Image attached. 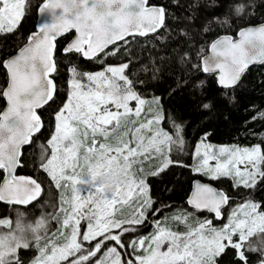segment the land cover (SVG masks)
Segmentation results:
<instances>
[{"label": "snow or ice", "instance_id": "1", "mask_svg": "<svg viewBox=\"0 0 264 264\" xmlns=\"http://www.w3.org/2000/svg\"><path fill=\"white\" fill-rule=\"evenodd\" d=\"M30 6L31 0H0V34L16 31ZM209 7L219 5L189 0L187 14L179 18L186 29L177 35L190 39L196 20L208 33L219 20L216 15H202ZM254 8L252 0L230 5L236 16L251 14ZM38 11L43 17L38 32L30 34L17 55L0 61L8 80L0 91L8 105L0 112V202L28 205L44 192L41 181L16 173L25 163L24 146L33 143V136L45 127L37 111L45 106L54 108L53 125L47 147L38 145V167L56 189L61 193L70 190L71 196L60 197L57 213L62 218L50 214L60 224L51 236L43 215L27 225L19 219L15 226L10 219L0 220V226L9 229L0 233V264H25L20 250L31 248L38 254L28 264H224L229 256L231 264H253L250 254L257 255L256 264H264V206L251 198L258 186L264 188V149L259 144L216 148L206 143L208 133L195 150L192 170L210 180L231 179L233 189L246 190V198L232 207L230 194L196 182L188 204L196 211L214 214L215 220L224 219V208H231L226 223L217 227L213 219L190 221L191 214L179 215L171 219L185 226L182 232L154 220L149 236L122 239L125 233L137 231L149 212L155 217L160 211L153 208L149 179L185 166L178 158L184 150V126L165 113L162 97L146 99L136 90L135 84L144 82L125 74L129 63L107 65L97 72H82L78 63L115 56L129 43V36L167 30L166 8L150 5L149 0H44ZM226 24L227 19L219 20L218 26ZM73 30L75 35L62 49L68 61V95L57 105V85L52 78L58 71L56 40ZM238 37L215 39L209 45L211 55L192 67L215 74L221 89L237 88L250 66L264 65V26L243 28ZM187 59L185 52L180 62ZM160 71L154 68L152 79ZM191 87L203 90L205 82L194 80ZM222 95L230 103L235 100L227 92ZM201 107L213 110L214 102H202ZM258 117L264 119V112ZM165 120L171 133L162 127ZM106 175H119L123 180L112 188L104 183ZM125 207L132 209L127 217ZM82 221H86L83 233ZM109 241L114 244L108 245ZM128 248L132 258H122Z\"/></svg>", "mask_w": 264, "mask_h": 264}, {"label": "trees", "instance_id": "2", "mask_svg": "<svg viewBox=\"0 0 264 264\" xmlns=\"http://www.w3.org/2000/svg\"><path fill=\"white\" fill-rule=\"evenodd\" d=\"M43 1L31 0V6L16 31L0 34V61L12 57L27 42L30 34L36 30L38 6ZM188 2L189 0H179V2L177 0H149L151 5L166 8L168 13L165 21L167 30L162 28L157 33L146 37H130L127 39L129 43L122 47L120 52L115 56L105 57L102 62L81 59L78 63V70L82 72H97L103 70L107 65L129 63L125 74L129 75L133 81L144 82L135 84L136 90L145 98L162 97L161 102L164 105L165 113H170L178 122L183 123L185 143L184 150L179 153L178 158L185 166L170 168L160 177L149 179L151 195L154 200L153 208H159L160 211L155 217L149 212L148 220L162 216L161 213L184 212L189 207L187 198L194 180H207L206 177L192 170L195 149L205 133H208V139L211 142L217 144H238L240 146L260 144L264 149V139L259 137L264 132V119L258 117L259 113L264 112V65L249 69L240 86L228 90L218 86L214 75L206 74L192 67V64L201 61L208 52L210 43L216 38L222 35H231L236 38L239 30L263 23L264 0H252L255 5L254 11L244 16H236L231 12L230 5L234 4L236 0H201V3L208 5L214 3L219 5V7H209L204 10L202 15L206 14L209 17L216 15L219 20L227 19L228 24L218 26V20L211 26L208 33H204L201 30V21H193L196 28L191 29L190 39L184 35H177L182 29H186L185 22L179 18L187 14L185 8ZM225 13L227 15H224ZM71 37L72 34L60 39L55 51L58 71L53 73L52 77L57 85V105L62 104L68 95V61L62 55V49ZM119 44H123V42ZM185 52L188 53V59L181 63L180 57ZM154 68L161 70L156 74V79H152ZM194 80H203L205 88L203 90L193 89L191 84ZM185 81L188 83L185 84ZM7 83V72L0 66V91L6 87ZM170 92L171 95H169ZM223 92L234 96V102L230 103L227 97L222 95ZM209 100L214 102V109L204 110L201 103ZM4 107L5 101L0 96V112ZM53 111L54 108L48 106L39 111L42 120L45 121V127L33 137V143L24 148L25 163L18 171L19 174L32 175L41 181L44 192L37 201L25 208L0 202V219L9 217L14 219L23 216L25 219L35 221L43 215L49 221L51 220L50 214L57 213L60 191L52 185L47 174L38 167V158L41 153V148L38 145L42 144L47 147V140L52 131ZM254 116L258 118L253 119ZM162 127L170 133L173 131L167 120ZM48 151L50 152V148ZM173 155L176 156L177 153L174 151ZM2 175L0 173V177ZM209 181L233 197L230 203L238 198L241 200L246 198V190L233 189L230 179ZM251 198L261 202L264 206V188L258 186L257 190L251 194ZM148 220L139 226L137 231L125 233L122 239L130 240L133 237H143L149 228ZM222 221L213 219L214 225H219ZM252 239L256 241L257 237ZM94 242L92 244H95ZM88 246L90 247V245ZM128 250L130 251V248ZM122 252L125 256L127 255V252ZM250 257L253 264H256L257 255L250 254ZM231 260V256L224 258V264H231Z\"/></svg>", "mask_w": 264, "mask_h": 264}, {"label": "rangeland", "instance_id": "3", "mask_svg": "<svg viewBox=\"0 0 264 264\" xmlns=\"http://www.w3.org/2000/svg\"><path fill=\"white\" fill-rule=\"evenodd\" d=\"M146 99H151V98H146ZM134 103L135 102H133V105H134ZM204 137H205V135L203 136V138L202 139H204ZM260 138H262V139H264V132H262L261 134H260V136H259ZM201 139V140H202ZM206 143H208V144H211V145H213L214 147H216V148H218V147H220V146H232V145H238V144H228V145H222V144H217V143H214V142H211L209 139H208V135H207V139H206ZM200 145V142L198 143V145H197V147ZM254 145H257V144H254ZM260 145V144H259ZM238 146H240V145H238ZM251 146H253V145H248V146H241V147H251ZM196 147V148H197ZM196 150V149H195ZM195 153V152H194ZM193 158H194V162H193V167H195V163H196V157H195V155L193 156ZM147 164L145 165V167L147 168ZM203 177H205V176H203ZM206 179H208L207 177H206ZM221 179H223V178H221ZM225 179V178H224ZM226 179H229V178H226ZM208 180H210V179H208ZM231 180V179H230ZM232 181V180H231ZM232 183H233V181H232ZM60 191V190H59ZM61 195H64L66 198L67 197H70L71 196V192H70V190L69 191H67V192H64V193H61V191H60V197H61ZM241 202H243V200H241L240 198H238V199H236V200H234L233 202H231V205H232V207H235L237 204H239V203H241ZM59 206H60V200H59ZM58 206V207H59ZM124 211V217H127L130 213H131V211H132V209H130V208H127V207H125V209L123 210ZM230 211H231V208H228L226 211H225V217H224V219H223V221L219 224V225H216L217 227H219V226H221V225H223L224 223H226V221H227V217H228V215L230 214ZM58 216H60L61 218H62V214H59V213H56ZM149 214V213H148ZM162 214V216H159L158 218H154V220H157V221H162V222H164V223H167L170 227H172L174 230H176V231H184L185 230V226L181 223V224H177L176 222H174L171 218L172 217H175V216H179V215H188V214H191L190 216H189V220L190 221H195V220H197V219H199V220H204V219H213L211 216H208V215H199L198 213H196V211L195 210H193V209H190L189 207L187 208V209H185L184 210V212H179V211H177V212H173V213H171V212H167V213H161ZM5 219H10V220H12V222H13V226H15V222L17 221V219H19L23 224H25V225H27V224H33V223H35V221L38 219H35V221L33 220V219H25V218H23V216L22 217H15L14 219L13 218H5ZM148 219H149V217H148ZM147 219V220H148ZM0 220H3V219H0ZM146 220V221H147ZM154 220H148L149 221V228H147V232H146V234L144 235V236H149L153 231H154V228H155V225H154V223H153V221ZM54 221V222H53ZM56 221V222H55ZM55 223V224H53V223ZM143 225V224H142ZM142 225H140V226H142ZM60 227V224H59V222H58V220H56V219H51V220H47V228H48V234H49V236H51L52 235V233L53 232H56V230L58 229ZM139 227V226H138ZM52 228V229H51ZM80 228H81V232L83 233V231L85 230V228H86V221H82L81 222V226H80ZM7 231H9V229L8 228H6V227H3V226H0V233H2V232H7ZM65 232H68L69 231V229H65L64 230ZM132 239H137V237H133ZM132 239H130V240H132ZM61 241L60 240H57V243H60ZM93 242V241H92ZM94 243H96V241L94 242ZM114 244V242H111V241H109L108 242V245H113ZM86 246H88V245H86ZM119 250V249H118ZM105 251V248H102L101 249V252L103 253ZM122 251V250H121ZM132 252V249L130 248V251L128 250L127 251V255L125 256L124 255V253L122 252V258H128V259H131L132 257L131 256H129L128 255V253H131ZM38 254V252H37V250L35 249V248H31V249H29V250H23V249H21L20 250V256H21V258L25 261V264H28V262L29 261H31L36 255ZM136 254H139V253H136ZM98 256H100L101 254H97ZM102 258V257H101ZM66 263V262H65Z\"/></svg>", "mask_w": 264, "mask_h": 264}, {"label": "water", "instance_id": "4", "mask_svg": "<svg viewBox=\"0 0 264 264\" xmlns=\"http://www.w3.org/2000/svg\"><path fill=\"white\" fill-rule=\"evenodd\" d=\"M44 2V1H43ZM151 5V4H150ZM153 6H155V5H153ZM42 19H43V17L40 15V13H39V11H37V21H36V30L34 31V32H38V30H39V27H40V24H41V22H42ZM260 26H264V22L263 23H261V24H258V25H252V26H247V27H260ZM247 27H245V28H247ZM162 29V28H161ZM160 29V30H161ZM159 30V31H160ZM33 32V33H34ZM157 33V32H156ZM32 34V33H31ZM70 34H72V37L75 35V32H74V30L73 31H71V32H69L68 34H66L65 36H67V35H70ZM150 34H155V33H150ZM150 34H148V35H150ZM65 36H61V37H58L57 38V40H56V48H57V43H58V41L60 40V39H62L63 37H65ZM135 36H139V35H135ZM223 36H225V35H222V36H220V37H223ZM228 36H231V35H228ZM71 37V38H72ZM130 37H133V36H129V37H127V39L128 38H130ZM142 37H146V36H142ZM220 37H218V38H220ZM233 37V36H232ZM217 39V38H216ZM233 39H239V37H238V35H237V37L235 38V37H233ZM28 41V40H27ZM118 43H121V42H118ZM27 44V42L21 47V48H23L25 45ZM111 47H113V46H110V48ZM20 48V49H21ZM19 49V50H20ZM19 50L13 55V56H15V55H17L18 54V52H19ZM211 55V50H210V47H209V50H208V53L204 56V57H208V56H210ZM12 56V57H13ZM11 58V57H10ZM256 66H261V65H259V64H256V65H252V66H250V68L249 69H251V68H253V67H256ZM249 71V70H248ZM206 74H210V73H206ZM211 75H214L215 76V78H216V81H217V76L215 75V74H211ZM53 78V77H52ZM244 78V77H243ZM243 80V79H242ZM6 87H7V85H6ZM5 87V88H6ZM4 88V89H5ZM3 99H4V101H5V107H4V109H3V111L4 110H6V108H7V101H6V98H4L3 97ZM46 107V106H45ZM44 107V108H45ZM44 108H41V109H38L37 111H38V114H40L39 113V111H41L42 109H44ZM2 111V112H3ZM42 130V129H41ZM38 134V133H37ZM37 134H35L33 137H35ZM32 140H33V138H32ZM30 145V144H29ZM29 145H25L24 146V148H26V147H28ZM24 148H23V150H24ZM19 169L20 168H18L17 169V175L18 176H25V177H32V178H35L34 176H32V175H23V174H19L18 173V171H19ZM196 182H200V183H203V184H208V185H211L212 187H214V188H216L217 190H220V191H223V190H221L219 187H217L214 183H212V182H210V181H204V180H201V179H196V180H194V182H193V184H192V188H191V191H190V194H189V196H188V198H187V204H188V200L190 199V197L192 196V194H193V191H194V186H195V184H196ZM42 187H43V185H42ZM224 192V191H223ZM42 195V194H41ZM41 197V196H40ZM39 197V198H40ZM38 198V199H39ZM37 199V200H38ZM37 200H35V201H37ZM35 201H33L32 203H30V204H28V205H13V206H19V207H28V206H30L31 204H33ZM1 203H3V204H6V205H9V204H7V203H4V202H1ZM189 205V204H188ZM189 207L191 208V209H193L190 205H189ZM228 207H225L224 208V210H223V215H224V211L227 209ZM195 210V209H194ZM198 213H208V212H206V211H203V212H200V211H197ZM209 215H214V214H212V213H208Z\"/></svg>", "mask_w": 264, "mask_h": 264}, {"label": "clouds", "instance_id": "5", "mask_svg": "<svg viewBox=\"0 0 264 264\" xmlns=\"http://www.w3.org/2000/svg\"><path fill=\"white\" fill-rule=\"evenodd\" d=\"M123 180V177L119 175H106L104 177V183L108 185L109 187H116L118 184H120Z\"/></svg>", "mask_w": 264, "mask_h": 264}, {"label": "bare ground", "instance_id": "6", "mask_svg": "<svg viewBox=\"0 0 264 264\" xmlns=\"http://www.w3.org/2000/svg\"><path fill=\"white\" fill-rule=\"evenodd\" d=\"M208 50H209V49H208ZM207 53H208V52H207ZM207 53H206V54H207ZM206 54H205V55H206ZM205 55H204V56H205ZM204 56H203V57H204ZM203 57H202V58H203ZM261 66H262V65H261ZM201 180H202V179H201ZM204 181H209V180L207 179V180H204ZM210 182H211V181H210ZM221 190H222V189H221ZM224 192H225V191H224ZM230 204H231V203H230ZM188 206H189V205H188ZM190 209H191V208H190ZM227 209H228V208H227ZM227 209H226V210H227ZM193 210H194V209H193ZM226 210H225V211H226ZM195 211H196V210H195ZM225 211H224V217H225ZM196 213H198V212L196 211ZM199 214H206V215H208V216L213 217L212 215H209L208 213H199ZM222 220H223V219H222ZM222 220H221V221H222Z\"/></svg>", "mask_w": 264, "mask_h": 264}]
</instances>
